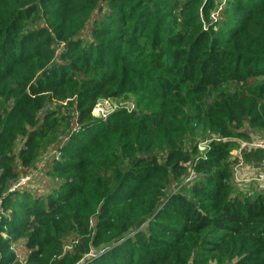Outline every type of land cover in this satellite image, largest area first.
<instances>
[{"label": "trees", "instance_id": "1", "mask_svg": "<svg viewBox=\"0 0 264 264\" xmlns=\"http://www.w3.org/2000/svg\"><path fill=\"white\" fill-rule=\"evenodd\" d=\"M254 134L264 0H0V264H264Z\"/></svg>", "mask_w": 264, "mask_h": 264}, {"label": "rangeland", "instance_id": "2", "mask_svg": "<svg viewBox=\"0 0 264 264\" xmlns=\"http://www.w3.org/2000/svg\"><path fill=\"white\" fill-rule=\"evenodd\" d=\"M119 105L118 101H113V105L111 104L112 107ZM111 113H113L111 110H109ZM110 113V114H111ZM253 138L256 140H263L259 134H254ZM53 152H49L48 154L42 156L36 165L31 167L28 171H26V174L24 175L25 177L23 179L26 180L24 186L30 187L32 190H37L40 194H42L45 189H48L50 187H53L52 184V179L48 174L47 170L45 171L44 167L46 164L49 162L51 159V155ZM249 168H244L243 171H241V179L244 178L247 181H242L239 183L240 187L248 190V189H254L255 187L264 186V183H261L260 185L254 181V178H257L264 174V168L260 166H253L248 164ZM252 169V170H251ZM21 182V181H20ZM15 251L18 254L19 258L23 259L25 257V249L22 244V242L17 243L15 246Z\"/></svg>", "mask_w": 264, "mask_h": 264}, {"label": "built area", "instance_id": "3", "mask_svg": "<svg viewBox=\"0 0 264 264\" xmlns=\"http://www.w3.org/2000/svg\"><path fill=\"white\" fill-rule=\"evenodd\" d=\"M111 104L113 105V101H110V100L99 101L93 109V112H92L93 117L99 118V119H106L111 113L109 110L114 112L120 106L126 107L129 111H132L135 108V105L133 103L119 104V105H116L114 107H112ZM256 149L264 150V140H256L255 138H253L252 142H242L241 143V151H236L233 153V159L236 161V165L234 168V174H235L236 184L238 185V188H241L239 186L240 185L239 183H241L242 181H247L244 178L241 179V177H242L241 171H243L245 167L250 169L248 164L245 162V160L242 156V150L251 151V150H256ZM201 150H204V147H202ZM52 152L53 153L51 156L58 159V157H59L58 152L57 151H52ZM253 166H255V165H253ZM258 166H260V165H258ZM261 167L264 168V163L261 164ZM253 180L256 181L259 185L261 183H264V174H262L261 176H259L257 178H254ZM25 182H26V180L22 179L21 182L16 187L23 186L25 184ZM257 187L264 188V186L261 187L258 185H257ZM241 189H243V188H241Z\"/></svg>", "mask_w": 264, "mask_h": 264}]
</instances>
